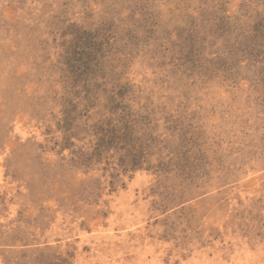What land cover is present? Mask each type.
I'll use <instances>...</instances> for the list:
<instances>
[{
    "label": "rangeland",
    "instance_id": "374dc122",
    "mask_svg": "<svg viewBox=\"0 0 264 264\" xmlns=\"http://www.w3.org/2000/svg\"><path fill=\"white\" fill-rule=\"evenodd\" d=\"M260 29L264 0H0V264H264Z\"/></svg>",
    "mask_w": 264,
    "mask_h": 264
},
{
    "label": "trees",
    "instance_id": "16d2710c",
    "mask_svg": "<svg viewBox=\"0 0 264 264\" xmlns=\"http://www.w3.org/2000/svg\"><path fill=\"white\" fill-rule=\"evenodd\" d=\"M256 32L258 33V35H260V37H261V36H264V32L261 31V29L258 30V31H256ZM257 37H258V36H257ZM257 37H252V42H251L252 46H255L254 44L257 43V40H256ZM131 163H132V162H131ZM132 164H133V163H132Z\"/></svg>",
    "mask_w": 264,
    "mask_h": 264
}]
</instances>
